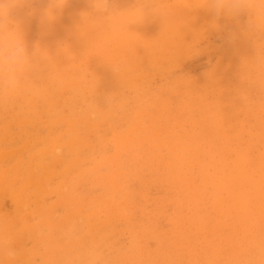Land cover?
Returning <instances> with one entry per match:
<instances>
[{"label":"rangeland","instance_id":"rangeland-1","mask_svg":"<svg viewBox=\"0 0 264 264\" xmlns=\"http://www.w3.org/2000/svg\"><path fill=\"white\" fill-rule=\"evenodd\" d=\"M196 5L197 0H115L118 16L80 25L79 13L90 10L88 0H67L51 27L38 26V14L44 6L41 0H31L14 10L13 18L20 22L29 51L39 43V72L31 74L27 90L0 94V152L19 149L18 155L24 151L22 167L28 173L34 165L38 175H42L41 170L55 162L46 152L51 137H60L61 146L55 151L65 162L78 153L90 168L96 157L100 160L101 156L114 155L120 139L115 135L121 137L130 128L133 139H137L130 147L121 148V176L114 181L121 191L116 199L121 202V196L127 195V206H122L123 215L103 232L92 231L82 215L65 222L70 207L57 203L63 191L72 195L75 191L88 204L92 196L109 194L111 183L107 175L114 167L111 161L100 164L95 181L92 171L93 175L87 174L78 185V172L73 170L72 179H68L61 175L65 167L59 165L56 175H44L51 193L27 188V192L32 190L24 211L36 208L34 200L38 195L44 206H50V221L63 225L60 233L66 254L76 257V250L93 246L92 236L98 235L104 259L94 264H259V259L264 258V35L228 43L232 21L222 18L214 25L210 11ZM135 9L146 11L137 15ZM27 24L34 28L29 29ZM69 119L75 124L83 147L75 142L71 145ZM91 121H95L92 126ZM3 132L6 138L2 137ZM66 138L70 142L66 143ZM89 145L97 146L89 149ZM14 153L9 159L0 160V185L1 181L5 184L0 189L12 190L5 182L12 173L6 175L4 171L20 160ZM203 182L209 184L208 189ZM6 193H2L0 220L16 219L11 222L15 227V203ZM27 214L29 221L34 212ZM13 216L16 218L10 220ZM33 221L39 230L49 232L44 214L36 213ZM28 236H24L25 243L22 240L27 252L38 246ZM10 239L9 246L13 247L15 241ZM72 239L84 241L74 245ZM17 243L16 252H9L15 264H40L38 255L31 262L23 258L17 252L21 241ZM110 243L114 245L109 248ZM21 247L22 243L20 250ZM39 248L43 251L41 245ZM59 252L56 250L55 256ZM63 256L58 257L59 262Z\"/></svg>","mask_w":264,"mask_h":264},{"label":"bare ground","instance_id":"bare-ground-1","mask_svg":"<svg viewBox=\"0 0 264 264\" xmlns=\"http://www.w3.org/2000/svg\"><path fill=\"white\" fill-rule=\"evenodd\" d=\"M34 2V1H33ZM38 3H39V1H37ZM38 3H36V4H38ZM35 4V3H34ZM34 6H36V5H34ZM37 6H41V5H37ZM42 7H44V6H42ZM20 9V8H19ZM28 10H29V8H28ZM25 11V10H24ZM31 11V10H30ZM18 12V11H17ZM29 12V11H28ZM153 12V11H152ZM24 13V12H23ZM22 13V14H23ZM26 13V12H25ZM17 14V13H16ZM20 14V13H19ZM28 14V13H27ZM128 14H129V12H128ZM153 14V13H152ZM25 15V14H24ZM36 16H37V14H36ZM15 17H17L18 18V15L16 16L15 15ZM38 17H39V14H38ZM21 18H24V16L22 17V15H21ZM27 18H29V16H27ZM22 21L24 20V19H21ZM25 22L27 21L26 20V18H25V20H24ZM23 21V22H24ZM22 22V23H23ZM32 23V22H31ZM31 23H30V25H31ZM55 23V22H54ZM60 23H62V22H60ZM146 23V22H145ZM32 24H34V23H32ZM24 25H26V24H24ZM27 25H29V24H27ZM29 25V26H30ZM122 25V24H121ZM51 26H53L52 24H51ZM50 26V27H51ZM132 26V25H131ZM137 26V25H136ZM149 26H151V25H149ZM21 27V26H20ZM25 27V26H24ZM23 27V28H24ZM27 27V26H26ZM31 27L32 28H34V26L32 25V26H30V28L29 29H31ZM94 28V27H93ZM28 30V29H27ZM38 30V29H37ZM40 30V29H39ZM45 31L46 32V29H41L40 31ZM48 30H49V28H48ZM131 30H133L132 28H131ZM136 30V29H135ZM134 30V31H135ZM32 31L33 30H31V33H32ZM39 31V32H40ZM190 31H191V29H190ZM30 32V31H29ZM28 32V33H29ZM36 32V31H35ZM38 32V31H37ZM45 32H44V34H45ZM49 32V31H48ZM50 32H51V30H50ZM58 32V31H57ZM139 32V31H138ZM192 32V31H191ZM27 33V32H26ZM87 33V32H86ZM134 33V32H133ZM42 34H43V32H42ZM43 34V35H44ZM50 34V33H49ZM139 34V33H138ZM25 35H27V34H25ZM31 35V34H30ZM30 35H28V37L30 36ZM35 35H36V33H35ZM35 35H31V36H34L35 37ZM136 35H137V33H136ZM30 36V37H31ZM51 36V35H50ZM139 36H140V34H139ZM24 37V36H23ZM29 37V38H30ZM46 37V36H45ZM125 37V36H124ZM28 38V40H30ZM32 38V37H31ZM47 38V37H46ZM143 38V37H142ZM24 39V38H23ZM24 40H27V39H24ZM29 42V41H28ZM143 43V42H142ZM33 43H31V45H32ZM26 45H28V44H26ZM30 45V46H31ZM125 45V44H124ZM143 45V44H142ZM146 45V44H145ZM33 46V45H32ZM48 47H49V44H48ZM30 48V47H29ZM142 48V47H141ZM144 48H145V46H144ZM171 48V47H170ZM143 49V48H142ZM144 50V49H143ZM139 53H141V52H139ZM119 57V56H118ZM71 67V66H70ZM67 68V67H66ZM107 69V68H106ZM68 70V69H67ZM70 70H71V68H70ZM107 70H110V69H107ZM106 70V71H107ZM38 71V70H37ZM39 72V71H38ZM37 72V73H38ZM109 72V71H108ZM42 73V72H41ZM107 73V72H106ZM50 74V73H49ZM48 74V75H49ZM73 74V73H72ZM36 75V74H35ZM45 76H47V74L45 75ZM53 76V75H52ZM47 77H50V75L49 76H47ZM62 77V76H61ZM66 77H67V75H66ZM104 77V76H103ZM102 77V78H103ZM108 77V76H107ZM44 78H46V77H44ZM105 78H106V75H105ZM112 78V77H111ZM58 79H60L59 77H58ZM44 80V79H43ZM51 80V79H50ZM54 80V79H53ZM107 80V79H106ZM118 80H120V76H119V78H118ZM46 81V80H45ZM44 81V82H45ZM47 82H49V81H47ZM53 82V81H52ZM119 82V81H118ZM46 83V82H45ZM103 83H104V80H103ZM107 83V82H106ZM47 84V83H46ZM55 85H56V83H54ZM54 84H52V85H54ZM47 86H49V85H47ZM88 86V85H87ZM132 87V86H131ZM48 87H46V89H47ZM29 89V88H28ZM94 89V88H93ZM31 90V89H30ZM49 90V89H48ZM64 90V89H63ZM72 90V89H71ZM37 93V92H36ZM39 93H41V92H39ZM45 93V92H44ZM56 93H58V92H56ZM55 93V94H56ZM64 92H62V94H63ZM101 93V92H100ZM103 93V92H102ZM109 93V95H111L110 94V92H108ZM46 94V93H45ZM54 94V93H53ZM70 94H72V93H70ZM93 94H94V92H93ZM119 94V93H118ZM123 94V93H122ZM2 95V94H1ZM91 95V94H90ZM89 95V96H90ZM52 96V95H51ZM50 96V97H51ZM93 96V95H92ZM1 97V96H0ZM71 97V96H70ZM85 97V96H84ZM111 97V96H110ZM109 97V98H110ZM114 97H115V95H114ZM114 97H112V98H114ZM90 98H91V100L93 99L91 96H90ZM111 98V99H112ZM127 98H128V95H127ZM64 99V98H63ZM88 99V98H87ZM123 99H124V97H123ZM60 100H61V98H60ZM101 100V99H100ZM126 100V99H125ZM67 101H69V100H67ZM85 101V100H84ZM83 101V102H84ZM62 102L64 103V101L62 100ZM61 102V103H62ZM77 102V101H76ZM122 102H123V100H122ZM127 102V101H126ZM58 103V102H57ZM60 102H59V104H61ZM70 103V102H69ZM78 104H80V101L79 102H77ZM128 103V102H127ZM71 104V103H70ZM116 104V103H115ZM87 105H89V103L87 104ZM162 105V104H161ZM257 105V104H256ZM52 106V105H51ZM54 106H57V105H54ZM60 106V105H59ZM58 106V107H59ZM63 106V105H62ZM78 106V105H77ZM76 106V107H77ZM83 106V105H82ZM253 106H254V104H253ZM66 107H68V102H67V104H66ZM124 107V106H123ZM49 108H51V107H49ZM70 108V107H69ZM68 108V109H69ZM89 108V107H88ZM135 108V107H134ZM154 108V107H153ZM152 108V109H153ZM54 109V108H53ZM54 110H56V108L54 109ZM9 111V110H8ZM50 111V110H49ZM75 111L77 112V110L75 109ZM250 111V110H249ZM66 112V111H65ZM88 112V111H87ZM108 112V111H107ZM259 112V111H258ZM50 113H52V111L50 112ZM49 113V114H50ZM64 113V112H63ZM86 114V113H85ZM89 114V113H88ZM46 115V114H45ZM69 115V114H68ZM71 115V114H70ZM67 116V115H66ZM88 117V116H87ZM66 118H68V117H66ZM70 118V117H69ZM89 118V117H88ZM20 120H22L23 119V121L25 120L24 118H19ZM78 119H79V117H78ZM90 120H91V118H89ZM142 119V118H141ZM244 119V118H243ZM246 119V118H245ZM20 120H19V122H20ZM27 120H28V118H27ZM27 120H25V121H27ZM70 120V121H69ZM69 120H67L68 121V124H69V127H68V130H69V135H71L70 137H68V138H70V141H73L72 142V144L71 145H73V143L75 142V143H78L79 145H81L82 147H83V143H82V141H81V138H80V136H79V133H78V131H77V128L75 127V124L73 123V121H71V119H69ZM80 120H81V118H80ZM88 120V119H87ZM137 120V119H136ZM22 121V122H23ZM24 121V122H25ZM101 121V120H100ZM140 121V120H139ZM55 122V121H54ZM70 122V123H69ZM77 122V121H76ZM81 122V121H80ZM89 122V121H88ZM87 122V123H88ZM93 122H95V121H93ZM93 122L91 121V126H92V124H93ZM97 122H99V121H97ZM138 122V121H137ZM136 122V123H137ZM47 123V122H46ZM136 123H135V125H136ZM13 124V123H12ZM22 124V123H21ZM96 124V123H95ZM106 124V123H105ZM138 124H139V122H138ZM213 124V123H212ZM229 124V123H228ZM249 124V123H248ZM35 125V124H34ZM117 125V124H116ZM187 125V124H186ZM3 126V125H2ZM60 126V125H59ZM87 126V125H86ZM90 125H89V127H87V128H90L91 127ZM94 126V125H93ZM119 126V125H118ZM4 127V126H3ZM53 127V126H52ZM67 127V126H66ZM82 127V126H81ZM99 127V126H98ZM140 126H138V128H139ZM224 127V126H223ZM79 128V127H78ZM136 128V127H135ZM1 129H2V127H1ZM5 129V128H4ZM57 129V128H56ZM67 129V128H66ZM65 129V130H66ZM132 129H133V127H132ZM249 129V128H248ZM19 130V129H18ZM244 130V129H243ZM133 130H130V128L127 130V133H126V131H125V134L123 135V136H121V137H119V135H115V136H117L118 138H120L119 140H118V142L116 143V151H115V153H114V155H112V156H106V158H105V155H104V158H103V156H101V159L100 160H98L99 158L98 157H96V159L95 160H97L94 164H93V166H92V168H90V167H88V166H86V164L85 163H87V162H85V163H83L82 162V158L84 157H82L80 154H75V153H73V152H71V153H73V154H75L72 158H71V160H69L68 162H65V160H63L57 153H56V151H55V149L57 150V148L59 147V146H61L60 145V137H51L52 139L50 140V144L48 145V147H47V153H49V154H51L52 156H53V160L52 161H54L55 160V162H54V164L53 165H51V166H45V165H48L47 163H44V166H45V169L43 168V170H41L44 174H40V175H38L39 173L37 172V170H36V168H35V166L34 165H32L31 167L30 166H27V167H30V170H29V172L27 173L26 171H25V169L22 167V160H23V152H18V153H21V154H16V152L19 150V149H17V150H15V149H12L13 151L15 150V153L12 151V150H10V149H8V150H3V151H1L0 152V160H2V161H5V160H7V159H9L11 156H12V154L14 153V154H16L18 157H19V159L21 160H17L18 162H15V165H14V167L12 166V168H6V170L4 171L5 173H6V175L8 174V173H12V175H11V177L9 178H7V176H6V179H5V182L6 183H8L9 185H11L10 187H12V190H10L9 191V189L7 190L6 188H2V189H0V208H1V206L3 207V205L4 204H2L3 203V195H2V193L3 194H5L6 192V190L8 191L6 194L8 195H10V198L14 201V215L15 216H17V221H18V226L16 225L15 227H12L11 226V222L9 221V220H5V218L3 219V220H0V222L1 223H3L4 221V223H3V225L2 226H0V264H15L14 262L15 261H13L12 260V258L11 257H9L10 255H9V252H12V254L13 253H15L16 252V248H14V247H16V245L18 244L17 242L18 241H21V243H22V247H21V250H20V245H21V243H20V245L19 246H17V252L19 251V253H22L23 254V258H26L28 261H32L33 260V257L35 256V255H38L39 257H41V259H40V264H73V263H75V262H80V263H83V264H94L95 262H97L98 260H100V259H104V254H103V252H104V247H101V244L99 245V243H101V242H98V239L100 238H98V235H93L92 237L94 238V243H93V246H88V245H84V246H82L83 248L82 249H79L78 251L76 250V252H75V255H76V257L73 255V254H66L65 252H64V250H63V247H62V245H63V243L61 242V240H62V233H60L61 231H63L62 229H63V225L61 226H57L58 224L54 221V220H51L50 221V218H51V211H50V206L47 204V207L46 206H44L43 205V201L41 200L42 198H40V196L38 195L36 198H35V200H34V202H35V204H36V208L33 210H29V212H34V216L32 215V218L31 219H29V221H27L28 220V218L26 219V217H28V216H30L31 217V213H30V215H28L27 213H29V212H27L28 211V208H27V211H24V210H26L25 209V206L28 204H26V201L27 200H29V197H30V191L33 189V188H36L37 190H41L43 193H45V194H47V193H49L50 192V190H48V187H46V185L48 184V179H44V175L45 174H47V175H56L57 174V166L59 167V165H62V166H64L65 167V169L61 172V175L63 174V175H66L65 177H67L68 179H72V176L74 175H71L72 174V171L73 170H75V171H73V173H75V172H78V174H77V183H79L78 185H80L82 182H83V179H85V176H87V174H91V175H93V173H94V175H93V177H92V180L93 181H95V180H97V177H98V175H96L95 174V172L96 173H98L99 172V170H100V164L101 163H103V161H107V163H109L108 162V160L109 161H111V163L114 165V167H113V171H112V173L110 174V175H107V179H109V181H110V183H111V190H110V192H109V194H102V195H100V196H92V198H91V203L90 204H88L87 203V199L86 198H79V197H77L76 196V192L74 191L73 193H74V195H72V194H67L66 193V191H63L64 193H61V194H63L62 196V199L61 200H58V203L57 204H60L61 203V205L62 204H66V205H69V207H70V213L66 216V219H65V222H70V221H75L76 219H77V215H82L83 216V218L84 219H88V224H90L91 225V230L92 231H95V230H97V231H100V232H103V231H105L106 230V228L109 226V227H111L112 226V222H116L115 220H119V217H121L122 215H123V210L121 211V208H122V206H123V208H125L126 206L124 205L127 201H128V199H127V195L124 197V196H121L123 199H122V201L121 202H119V200H117V199H119L118 198V194H120V186H114L115 185V179H116V181L118 180V178H119V176H121V172H119V170L121 169L118 165H119V160H120V156H121V148L122 147H130L129 145L132 143V142H134V141H136L135 139H133V136H132V134H131V132H132ZM4 132H5V130H4ZM4 132H3V135H2V137H5L6 138V134H4ZM17 132V131H16ZM88 131H86V133H87ZM233 132V131H232ZM232 132H230V133H232ZM6 133V132H5ZM8 133V132H7ZM37 133V132H36ZM59 133H61V132H59ZM83 133V132H82ZM85 133V134H86ZM99 133V132H98ZM2 134V133H1ZM17 134V133H16ZM40 134V133H39ZM50 134V133H49ZM53 134V133H52ZM84 134V138H85V135ZM88 134V133H87ZM110 134V133H109ZM233 134V133H232ZM4 135H6V136H4ZM60 135V134H59ZM68 135V136H69ZM90 135H93V134H91V132H90ZM29 136V135H28ZM39 136V135H38ZM37 136V139L40 137H38ZM48 136V135H47ZM87 136H89V135H87ZM2 137H1V139H2ZM32 137V136H31ZM91 137V136H90ZM90 137H87V138H90ZM228 137V136H227ZM29 138V137H28ZM87 138H86V140H87ZM47 139V138H46ZM67 139V138H66ZM5 140H7L8 141V139H4V141ZM9 140H11V139H9ZM68 141H66L65 140V142L66 143H68V142H70L69 141V139H67ZM246 140H248V139H246ZM246 140H245V142H246ZM7 141H6V143H7ZM15 141V140H14ZM23 142H25V139H24V141ZM27 142V141H26ZM89 142V141H88ZM226 142H228V141H226ZM225 142V143H226ZM245 142H244V144H245ZM91 143V142H90ZM100 143V142H99ZM99 143H98V145H99ZM92 144H94V143H92ZM91 144V145H92ZM243 144V145H244ZM5 145V144H4ZM24 145H26V143L24 144ZM23 145V146H24ZM29 145H30V143H29ZM249 145V144H248ZM247 145V146H248ZM22 146V145H21ZM27 146V145H26ZM35 146H36V144H35ZM69 146V145H68ZM90 146V145H89ZM94 146H97V145H94ZM93 146V147H94ZM241 146V145H240ZM29 147L30 146H28V147H26V148H28L29 149ZM41 147V146H40ZM92 146H90V147H88L89 149L90 148H93ZM227 147H229V146H227ZM252 147V146H251ZM6 148V147H5ZM9 148H11V147H9ZM25 148V149H26ZM45 148V147H44ZM43 148V149H44ZM246 148V147H245ZM21 149H24V147L23 148H21ZM28 149H26V150H28ZM235 149V148H234ZM233 149V150H234ZM242 149V148H241ZM247 149V148H246ZM10 150V151H9ZM71 150V149H70ZM73 150V149H72ZM78 150H80V149H78ZM36 151V150H35ZM40 151V150H39ZM39 151H37L38 152V156H39ZM43 150H42V148H41V152H42ZM76 151H77V149H76ZM223 151V150H222ZM236 151V150H235ZM238 151V150H237ZM26 152V151H25ZM33 152H34V150H33ZM234 152V151H233ZM250 152V151H249ZM35 153V152H34ZM33 153V154H34ZM44 153V152H43ZM42 153V154H43ZM236 153V152H235ZM234 153V154H235ZM245 153V152H244ZM233 154V153H232ZM247 154V152L245 153V155L244 156H247L246 155ZM31 155V154H30ZM237 155H239L238 154V152H237ZM35 156H37V154L35 155ZM44 156V155H43ZM241 155H239V157H240ZM100 157V156H99ZM236 157V156H235ZM43 158V157H42ZM41 158V159H42ZM45 158V157H44ZM43 158V159H44ZM238 158V157H237ZM236 158V159H237ZM241 158V157H240ZM240 158H238V159H240ZM31 159H32V161H33V163H34V161L35 160H33V157H31ZM34 159H35V157H34ZM245 159V158H244ZM84 160V159H83ZM85 160H87V159H85ZM91 160V159H90ZM229 160V159H228ZM88 161H89V159H88ZM105 161V162H106ZM230 161V160H229ZM239 161V160H238ZM30 162H31V160H30ZM41 162V161H40ZM89 162H92V161H89ZM104 162V163H105ZM227 162V161H226ZM183 163V162H182ZM39 164V163H38ZM88 164V163H87ZM92 164V163H91ZM29 165V164H28ZM31 165V164H30ZM40 165V164H39ZM43 165V164H42ZM4 166V165H3ZM41 166V165H40ZM90 166V165H89ZM102 166V165H101ZM226 166V165H225ZM231 166V165H230ZM233 166V165H232ZM4 168H5V166H4ZM189 168V167H188ZM233 168H235V167H233ZM233 168H231V169H233ZM213 169V168H212ZM230 169V170H231ZM227 170V169H226ZM59 171V170H58ZM92 171H93V173H92ZM224 171V170H223ZM228 171V170H227ZM233 171V170H232ZM232 171H230V172H232ZM218 172V171H217ZM229 172V174H233V172H235V171H233L232 173H230ZM5 173H4V175H5ZM223 173V172H222ZM221 173V174H222ZM227 173V172H226ZM218 174V173H217ZM46 175V176H47ZM228 175V174H227ZM123 176V175H122ZM225 176V175H224ZM233 176V175H232ZM231 176V177H232ZM53 177V176H52ZM105 177V176H104ZM23 178V179H22ZM57 178V177H56ZM217 178V180L215 181V182H217L218 183V177H216ZM220 178V177H219ZM54 179V178H53ZM52 179V180H53ZM64 179V178H63ZM66 179V178H65ZM192 179V178H191ZM229 179V178H228ZM227 179V177L225 178V181L226 180H228ZM23 180H25L24 181V183H22V181ZM80 180H82V181H80ZM190 180V179H189ZM214 180V179H213ZM49 181H51V180H49ZM219 181H220V179H219ZM223 181V180H222ZM222 181L220 182V183H222ZM2 183H3V181H1ZM81 182V183H80ZM192 182V181H191ZM227 182V181H226ZM226 182H223L224 184L226 183ZM228 182H229V180H228ZM2 183H1V185H2ZM205 182H203V184H204ZM213 183V182H212ZM211 182H210V186H211V184H212ZM222 183V184H223ZM4 184V183H3ZM65 184H66V182H65ZM223 184V185H224ZM1 185H0V187H1ZM120 185V184H119ZM204 185H206V184H204ZM209 185V184H208ZM208 185H206V186H204L206 189H208ZM231 185V184H230ZM4 186H5V184H4ZM3 186V187H4ZM74 186V185H73ZM219 186H220V184H219ZM224 186H227V185H224ZM7 187H8V185H7ZM9 187V188H10ZM78 187V186H77ZM203 187V188H204ZM27 188L29 189V188H32L29 192H27ZM51 188V187H50ZM49 188V189H50ZM223 188V187H222ZM228 188H231V187H228ZM187 189V188H186ZM226 189V188H225ZM59 190V189H58ZM61 190V189H60ZM64 190V189H63ZM203 190H205V189H203ZM213 190H215V187H214V189ZM40 191V192H41ZM49 191V192H48ZM209 191V190H208ZM221 191V190H220ZM225 191V190H224ZM229 191H230V189H229ZM60 192V191H59ZM85 192V191H84ZM231 192V191H230ZM51 193V192H50ZM66 193V195L64 196V194ZM217 193V192H216ZM219 193V192H218ZM60 194V193H59ZM200 194V193H199ZM82 196V195H81ZM61 197V196H60ZM116 197H117V199H116ZM48 198V197H47ZM205 198V197H204ZM217 198H215V200H216ZM120 200H121V198H120ZM60 202V203H59ZM106 204V207L103 205V207H102V204ZM27 206H29V205H27ZM49 206V207H48ZM104 208V209H102V208ZM2 209V208H1ZM1 211V210H0ZM24 211V212H23ZM101 211H103V213H101ZM42 213V214H44V216H45V226H50V229H49V232L48 233H44L42 230H39V228H38V224H36L34 221H33V218H35V214L37 213ZM4 213V212H3ZM2 213V215H4ZM10 213V215H11V212H9ZM213 213V212H212ZM102 214V215H101ZM28 215V216H27ZM200 215V214H199ZM229 215V214H228ZM234 215V214H233ZM5 216H6V214H5ZM7 216H9V215H7ZM15 216H13V217H11V219L10 220H13L14 218H16ZM4 217V216H3ZM208 217V216H207ZM207 217H206V221H207ZM7 218V217H6ZM13 218V219H12ZM200 218H202L201 217V215H200ZM216 218V217H215ZM1 219V218H0ZM219 219V218H218ZM16 220V219H15ZM14 220V221H15ZM200 220V219H199ZM14 221L12 222V223H14ZM16 221V222H17ZM205 221V220H204ZM220 221V220H219ZM16 222H15V224H16ZM202 222V221H201ZM64 223V222H63ZM113 223V224H114ZM193 223V222H192ZM210 223H211V221H210ZM40 224V223H39ZM1 225V224H0ZM194 225V224H193ZM64 226H65V224H64ZM190 227V226H189ZM193 227V226H192ZM204 231V230H203ZM11 232H13V235L11 236ZM28 236V237H32L33 239V241L38 245L37 247H35V246H32V247H35L34 249H32L31 251H29V252H27L26 250H29V249H27V247L26 246H23V242L25 243V241H24V236ZM115 235V234H114ZM196 235V234H195ZM221 235H222V233H221ZM10 236V237H9ZM112 236V235H111ZM12 237V239H13V237H14V241H12L10 238ZM110 237V236H109ZM108 237V238H109ZM111 238V237H110ZM195 238V237H194ZM9 239L12 241V243L14 242V246L12 247H10L9 246ZM22 240H23V242H22ZM192 240V239H191ZM207 240V239H206ZM83 241L84 240H79V241H76L75 242V240L74 239H72V243L74 244V245H76V244H83ZM198 241H199V239H198ZM226 241V240H225ZM106 242V241H105ZM111 242H113V241H111ZM185 242V241H184ZM217 242V241H216ZM108 243V242H107ZM106 243V244H107ZM186 243H188V241L186 242ZM34 244V243H33ZM36 244H34V245H36ZM25 245V244H24ZM42 246L43 247V251H40L39 249V246ZM112 245H114V243H110L108 246H109V248L112 246ZM226 245V244H225ZM102 246H104L103 244H102ZM228 246V245H227ZM229 246H231V245H229ZM24 247V248H23ZM31 247V248H32ZM80 246H78V248H79ZM203 247V246H202ZM213 247H215V245L213 246ZM55 248H57V249H55ZM205 248V247H204ZM216 248V247H215ZM55 249V250H54ZM56 250L57 251H60L59 252V254H58V256H55V253H56ZM217 251V250H216ZM28 254H27V253ZM25 253L27 254V255H25ZM68 253H70L69 251H68ZM210 253L211 252H209V256H210ZM202 254H203V252H202ZM63 255H67V256H63ZM204 255V254H203ZM206 255V254H205ZM204 255V256H205ZM37 256V257H38ZM61 256H63V261L62 262H59V260H58V257H61ZM218 256V255H217ZM262 256H264V255H262ZM21 257V256H20ZM179 258V257H178ZM36 260V259H35ZM171 260V259H170ZM211 260V259H210ZM214 263V262H213ZM187 264V263H186ZM259 264H264V258H261V259H259Z\"/></svg>","mask_w":264,"mask_h":264},{"label":"clouds","instance_id":"clouds-1","mask_svg":"<svg viewBox=\"0 0 264 264\" xmlns=\"http://www.w3.org/2000/svg\"><path fill=\"white\" fill-rule=\"evenodd\" d=\"M30 2L0 0V94L27 90V80L39 66V43L29 51L20 22L13 18L15 9ZM41 3L44 7L39 12L38 26L47 27L56 21L67 0H41ZM88 3L90 10L79 13L80 25L108 21L118 16L115 0H88ZM196 6L210 11L214 25L222 18L232 21L233 28L227 33L228 43L241 38L251 41L257 35H264V0H197ZM134 11L143 15L146 10Z\"/></svg>","mask_w":264,"mask_h":264}]
</instances>
